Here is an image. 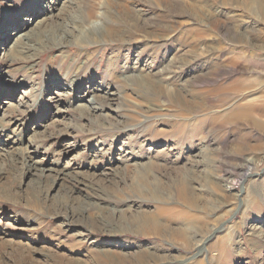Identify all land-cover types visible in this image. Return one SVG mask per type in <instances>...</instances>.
<instances>
[{
  "label": "rangeland",
  "instance_id": "1",
  "mask_svg": "<svg viewBox=\"0 0 264 264\" xmlns=\"http://www.w3.org/2000/svg\"><path fill=\"white\" fill-rule=\"evenodd\" d=\"M168 6L196 23H175ZM124 11L170 31L109 37L132 26ZM220 25L250 46H229ZM211 43L245 70L242 85L260 75L264 0H0V264H131L137 253L142 264H264V138L237 140L251 127L231 117L264 94L222 93L234 75L211 84ZM168 66L175 93L159 87ZM191 100L204 109L183 117ZM218 175L240 183L225 195L207 183ZM184 182L197 210L175 196ZM144 215L194 242L135 231Z\"/></svg>",
  "mask_w": 264,
  "mask_h": 264
},
{
  "label": "bare ground",
  "instance_id": "2",
  "mask_svg": "<svg viewBox=\"0 0 264 264\" xmlns=\"http://www.w3.org/2000/svg\"><path fill=\"white\" fill-rule=\"evenodd\" d=\"M76 3L79 4V2H76ZM166 9L168 11V15L169 16L171 15V17H175V19H176L175 23H177V24L185 23L188 20H191V23H196L189 16V14L187 12L182 13V14L176 13L174 11V7L173 6H170V7L168 6ZM185 9H187V7H185ZM142 11H143V9H142ZM127 12L128 11H124V12H122V14L126 13L125 15L127 16V18L130 21H132V26L129 27L126 22H123L124 26L126 27L125 30H123L122 33H120L116 28H112L111 30H107V33H108L109 37H114V38H119V39L124 37V36L130 37L131 34H133V33H140V32L146 31V29L149 27V25L152 26L155 30H157L156 31L157 34L160 33L161 37H162V34L164 33L165 30L167 32L170 31L168 26H166V27L160 26V25H162L163 21L161 19H159L158 17L157 18L156 17H154V18L152 17L150 19L142 20V19H137L138 17H135L131 13H127ZM88 14H89V16H91L90 12ZM169 19H174V18H169ZM208 22H209V24L211 25V28H212V33L210 31V35H214L215 31H216V28H217L216 24L219 23L220 21L217 20L212 14L209 13V21ZM93 27H95V24H94ZM207 27L208 26H206V28ZM221 28H223L222 30L224 31V33H226L228 35L229 42H230L229 46L235 47V49L239 48V46H241L243 44L245 46H250L248 44V42L246 41L244 34L236 35L235 32L232 30V28L230 26L227 27L226 25H224V27L221 26ZM213 31H214V33H213ZM200 32L199 33L196 32V33L199 35ZM70 33L71 32H69V34ZM205 33H207V32H205ZM191 35H193V34H191ZM194 35L196 36V34H194ZM160 36H158V37H160ZM189 37L191 38L190 35H189ZM24 39L25 38H23L19 43H17V45L15 46L14 53L9 55L11 60L14 61L21 54H23L24 52H27L28 50L30 51V46L26 43V41L27 42H31L33 40L30 39V36H28L25 41H23ZM209 49H210V52H211L210 56H212V57L208 58V61L210 59L211 64L213 63V64L216 65V67L210 71V74L212 75L211 84L215 83L219 79H222V77L225 76V75H234V77H236V79L233 80V83L231 84V86H228V88H224L225 86H223L221 88L222 89L221 91H223L222 93H224L225 91H228L230 95L236 97V100L239 97H241V93L245 92V90L247 88L251 91V93H253L254 91L257 92V94H254V95H258L259 93L264 94V71L260 75L256 74V72L249 71L250 76L248 77V79H246V84L242 85V83H243L242 74L245 73V70L244 69H238L237 70V67L233 64V62H234L233 59H229L227 64H221L219 62V59H221V62L225 63V61L223 60V59H225L224 58L225 54L222 53L223 49L218 48V46L215 45L214 43H211V45L209 46ZM235 57L236 56H234L233 58H235ZM182 59L185 60V58H182ZM236 59H237V57H236ZM185 62H186V60H185ZM189 62L190 61H188L187 63H183V65L184 64H188ZM257 62L258 63H262V65H264V57L258 59ZM168 68H169V66L167 68H165V70H164V72H165L164 74L166 75L167 79L164 81V79L162 78L163 81L160 80L161 84L159 82L158 83L160 84L159 87H162V89H164L166 91V93H168V92H172L173 93L174 90L172 89L170 84L172 83L171 79H174L177 76V74H174V75H172V74H173V72L176 73L175 71L178 68L174 67V66H170V69H168ZM203 82H204V79L197 78V80H194L192 84H196L197 83V84L201 85ZM156 85H157V83L153 84V87L156 88ZM188 85H190V81L188 82ZM216 92H217V90H216ZM210 95L211 94H208V96H210ZM172 97H176V99H177V96H172ZM215 97H216V99L214 101ZM211 98H212V100L214 102H217V101H219L221 99V94L220 95L219 94L213 95V96H211ZM206 99H205L206 100L205 102L210 103V99L209 98H206ZM255 99H257L258 104L251 102L250 104H247L245 107H243V109H231V113H233L231 117L234 120H237L236 123L241 128H244V126H246V125H249L251 127V129L248 132L244 133L243 135L234 134V137L240 136V137L237 138V140H239L240 138H244V137H245L246 140L252 139V138H264V135L262 133H260V131H264V109H263L264 108V95L257 96ZM192 100L189 103H187L186 101L184 102V105H185L186 109H181V111L184 113L183 117L192 116L191 113H195V109H204L203 106L200 107L199 104H197L195 101H192ZM238 101H240V98H239ZM195 104L198 105L197 108H195ZM257 108H261V109L256 110ZM182 127H184V126H182ZM254 149L255 148H252V150H254ZM222 158H223L222 154L218 155V160H219L218 162H221ZM202 163L203 164L204 163L208 164L207 160H204V162H202ZM228 169L231 170V166L228 167ZM248 173L244 172L240 176L241 177H245V176L248 175ZM214 180H215L214 182H211L208 179V181H207L208 185H213V184H215V182H218V180H219L220 181V186H221L222 191L224 192L225 195L231 194V191H233L234 188L237 187V185H239V183H240L239 179H235V178H233V179H229V178L224 179L223 175H220V176L218 175L217 178L215 177ZM137 189L139 191L147 194V195L150 194L151 196H149V197H151V198L159 197V195H157L158 192H156L154 190L148 191V193H149L148 194L147 193L148 189H146L144 187H139ZM142 189H143V191H142ZM191 192H192V190L190 188V185L186 184V182H184L183 185L181 186V188L177 191V195H175V196H177L178 201H180V203L182 204L183 207L188 208V209L197 210L198 209V205H197V201L198 200H194ZM159 199L160 200H164V201H169L167 197L163 198V199L162 198H159ZM160 210H162V213H164V214L176 213L175 212V208H170V209L161 208ZM134 228H135L134 230L137 231V232H146V233H150L151 235H158V234L163 232V233L167 234L171 238L181 239L183 241V243L186 244V245L187 244L190 245V244H192L194 242L193 240L191 241L190 238H188V236H187L186 231L188 229H185L183 227L184 230H179L180 228L176 229V228H171V227L165 226V225L161 224L157 220V218H153L152 216L144 215L143 217L138 218ZM102 256L103 257H107V258L111 257L110 254H106V253H103ZM118 258L121 260V262H122L121 264H126L125 260L123 258H121V256H118ZM144 261H145V254H143V253L138 254L137 253V254H134V256H133V258H132V260L130 262H131V264H134V263L135 264H142Z\"/></svg>",
  "mask_w": 264,
  "mask_h": 264
}]
</instances>
